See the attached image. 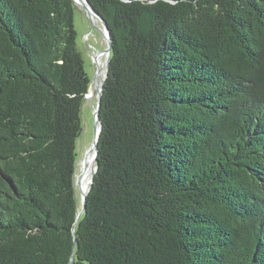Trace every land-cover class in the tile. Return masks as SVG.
<instances>
[{"label":"trees","instance_id":"1","mask_svg":"<svg viewBox=\"0 0 264 264\" xmlns=\"http://www.w3.org/2000/svg\"><path fill=\"white\" fill-rule=\"evenodd\" d=\"M88 2L112 54L78 221L77 7L0 0V264H264V0Z\"/></svg>","mask_w":264,"mask_h":264},{"label":"rangeland","instance_id":"2","mask_svg":"<svg viewBox=\"0 0 264 264\" xmlns=\"http://www.w3.org/2000/svg\"><path fill=\"white\" fill-rule=\"evenodd\" d=\"M75 2L77 3L75 4L77 7L75 28L78 34V48L83 53L86 72L91 79L90 91L82 108L83 133L77 145L78 158L75 184L77 192L81 196V192L89 185L92 179L91 173L86 177L89 170V168H86L87 163L89 166L90 161L89 150L94 140V112L97 106V92L92 85L97 71L96 64L98 63L99 66V75H102V70L105 69L106 59L100 53L106 49V42L101 34V24H93L80 6L79 1L76 0Z\"/></svg>","mask_w":264,"mask_h":264},{"label":"water","instance_id":"3","mask_svg":"<svg viewBox=\"0 0 264 264\" xmlns=\"http://www.w3.org/2000/svg\"><path fill=\"white\" fill-rule=\"evenodd\" d=\"M75 4H77L75 1L73 0ZM80 6L82 7V9L86 12L87 16L89 17L90 21L93 22V24H101V34L102 37L104 39V41L106 42V49L100 53L101 56H105L106 59V64H105V69H103L102 71V76H101V82L99 87H96V83L95 81L93 82V85L95 87V90L97 92V106H96V110L94 112V140L92 143V147L89 150V153L93 154L92 159L89 161V166L88 163L86 165V168H91V174H92V179L89 183V185L86 187L85 191L81 192V201H82V212L79 214L78 216V221L81 219L83 213L86 210V205H87V197L88 194L92 188V184H93V178L94 175L97 172V157H98V142L100 140V135L102 132V123L100 120V110H101V101H102V96H103V92H104V84L105 81L108 77V72H109V62L111 59V54H112V40H111V35L109 32V28L108 25L106 23V21L104 20V18L99 15L90 5V3L88 2V0H78ZM99 56V55H98ZM96 62V61H95ZM98 63L96 64V68L98 71ZM96 71V72H97ZM104 73V75H103ZM88 97V96H87ZM86 97V98H87ZM76 225V224H75ZM75 236V246L77 244V238L76 235ZM71 263L74 264V258H71Z\"/></svg>","mask_w":264,"mask_h":264},{"label":"bare ground","instance_id":"4","mask_svg":"<svg viewBox=\"0 0 264 264\" xmlns=\"http://www.w3.org/2000/svg\"><path fill=\"white\" fill-rule=\"evenodd\" d=\"M101 76H102V75H99V68H98V71L96 72L95 79H94V81H95V83H96V87H99V85H100V82H101ZM92 157H93V154H92V153L89 154V160H91ZM90 172H91V168H89L86 177L88 176V174H90ZM87 183H88V182H87ZM85 187H86V186H85ZM85 189H86V188H84L83 191H85Z\"/></svg>","mask_w":264,"mask_h":264}]
</instances>
